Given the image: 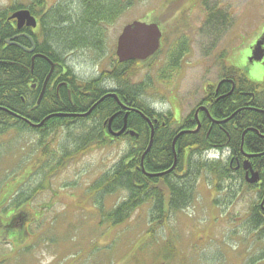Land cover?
I'll return each mask as SVG.
<instances>
[{
	"label": "rangeland",
	"instance_id": "obj_1",
	"mask_svg": "<svg viewBox=\"0 0 264 264\" xmlns=\"http://www.w3.org/2000/svg\"><path fill=\"white\" fill-rule=\"evenodd\" d=\"M11 2L0 0V13ZM134 21L158 23L167 37L168 46L151 61L155 65L144 66L135 78L149 83L143 99L157 111L173 110L182 121L200 101L204 86L218 83L224 64L243 69L253 82L264 81V64L249 62L258 36L264 35V0L135 1L106 26L100 57L90 49L65 52L74 75L85 80L104 76V69H111L117 58L118 36ZM181 37L190 41V51L183 58V68L169 80L165 75L169 72L162 73L169 60L167 50ZM13 137L7 143L3 139L6 145L0 151V202L6 199L8 207L15 186L24 180V192L41 189L20 208L15 235L0 237V264H253L260 258L255 263L264 264V236L258 238L247 225L250 198L239 197L234 205L224 206L227 197L216 188L214 176L202 175L191 206L172 213L151 235L147 207L126 226L111 227L102 219L95 191L90 189L127 153L128 141L94 146L40 185L37 135L26 132ZM208 158L214 159L212 154ZM32 171L35 176L26 182ZM120 196L105 199L103 210L121 201ZM13 211L11 207L1 210L0 221ZM24 229L30 232L26 238L21 235Z\"/></svg>",
	"mask_w": 264,
	"mask_h": 264
},
{
	"label": "trees",
	"instance_id": "obj_2",
	"mask_svg": "<svg viewBox=\"0 0 264 264\" xmlns=\"http://www.w3.org/2000/svg\"><path fill=\"white\" fill-rule=\"evenodd\" d=\"M135 1L138 0H59L55 5H50L49 0H30V7L39 8L37 14L42 16V30L35 36V40L39 41L37 51L53 62L64 64L66 63L64 54L72 48L90 49L98 53L100 57L104 49L106 26L112 24ZM21 4L18 0H13L12 9L22 7ZM6 9L0 13L3 20H5ZM2 26L3 24H0V151L12 136L17 138L26 132L36 134L37 150H40L37 157L38 168L43 174L40 185L57 174L55 170L64 168L78 156L86 154L92 147L112 144L111 137L103 131V123L121 109L114 97L107 98L106 102L87 117H53L45 121L41 127L33 126L50 114L87 112L104 94L103 89L97 86L96 82L105 78L106 81L111 80L112 84L118 87L115 92L118 93L119 101L125 106L134 104L139 112L128 116L127 125L130 136L127 137L128 140L126 139L129 143L127 153L94 180L90 188L95 191L96 204L101 207V217L105 222L111 227L126 226L140 209L147 207L150 217L149 234L155 235L157 229L164 226L172 213L183 211L191 206L202 175L214 176L218 182L216 188L226 194L224 206L233 205L232 188L222 183V181H229L226 180L230 174L229 166H221L224 163L221 160L223 158L209 160L206 155L208 156V152H213L215 147L222 150L226 146H231L232 143L235 148H239L241 139L239 136L236 138L229 127L235 125V122L240 131L241 122L242 125L246 123V126L263 128L264 131V84L259 85L250 81L243 69L227 66L225 73L239 80L243 86L246 85L251 92L255 93V98L237 97L236 100L240 103L248 101L252 106L254 105V109L243 110L239 115L236 114L235 117L225 121L238 108L237 104L232 102L233 97L238 96L236 95L238 90L234 89L228 96L217 102H214V96H212L209 98V100L213 98L209 101L212 105L209 111L217 121L214 122L204 113V129H202L204 131L197 133L187 131L180 134L183 129L190 126L191 122L194 126L196 125L193 114L188 113L179 124L171 111L156 112L143 99V93L146 92L149 83L146 80L141 82L135 80L138 70L141 71L144 66L155 65V63L151 64V61L157 59L168 46L167 37L163 34L161 49L148 61L120 63L118 59H115L111 62L112 68L104 69L102 72L104 76L89 80L80 79L73 75L67 66L65 71L59 65L58 73L71 85L68 88L71 87L73 101H69L68 90L63 87L61 99H57L54 92H46L38 105V94L34 95L33 99L29 98L33 95L31 84L39 83L41 87L50 71L51 64L45 58H36L32 68V54L17 46L4 43V40L16 31L11 27ZM167 51L169 60L164 64L162 73L163 70L168 71L169 73L165 75L170 80L177 70L183 68V58L190 51V41L186 37H181ZM223 67H226L225 64ZM147 78L149 79V75ZM259 109L263 112H258ZM122 112L123 115L126 114L125 111ZM123 118L124 116L119 121L120 125H112L114 130L122 126ZM146 118L153 119L154 136L151 150L142 158L151 140V127ZM130 131H134L135 135L132 136ZM207 132H209L208 136ZM230 136L232 138L229 141ZM5 137L6 143L3 140ZM245 137L248 149L258 152L262 151L263 147L264 151V139L261 140L254 131H247ZM175 163L176 167L171 172L155 176V173H161ZM254 164L260 170L263 168V187L258 188L263 193V210L259 204L250 203L247 225L260 238L264 236V154L257 157ZM47 168L51 169L48 173L45 172ZM35 172L30 173L26 182L35 176ZM47 174H49L48 177H46ZM237 181L241 186L244 179L238 176ZM24 182L25 180L15 186L16 190L11 195L13 200L8 199V207L14 209L11 227H9L11 235L15 232L13 230L17 226L16 220L22 213L20 208L31 202L33 194L36 195L41 189L39 187L34 191L29 188V193H26L22 190ZM248 188L253 189V187ZM115 194L123 195L120 196L121 201L103 210V201ZM5 200L2 199L0 202V214L1 210L6 212L8 209ZM2 222L0 221V237H4L5 233ZM28 234L30 232L25 230L21 235L26 238ZM261 259L253 260L252 263L257 264L255 262Z\"/></svg>",
	"mask_w": 264,
	"mask_h": 264
},
{
	"label": "flooded vegetation",
	"instance_id": "obj_3",
	"mask_svg": "<svg viewBox=\"0 0 264 264\" xmlns=\"http://www.w3.org/2000/svg\"><path fill=\"white\" fill-rule=\"evenodd\" d=\"M58 1L59 0H57L52 5H55L56 3H58ZM21 5H22V7L13 10L12 9V2H11V4H9L8 8L6 9L5 20H3L4 18H2V16L0 15V24H3L2 27H5V26L6 27H11L13 30L16 31L14 34H12L8 38H6L4 40V43L7 44L6 40H10L13 37H16L13 40L15 43H17V44H19V45H21L22 47H25V48H32L33 44H32V41L30 40V38H31L33 40L34 45H35V49H34V51L32 53H29V54H32L31 58H33L34 55H36V54L40 55L41 54V53H39V51H37V46H38V42L39 41L35 40V36L38 35L41 32V30H42V16L37 14V12H39V8L32 9V7H30V0H29V2L27 4L26 3H22ZM21 10H28L30 12V14L35 18V20H36V26L35 27L29 26L27 23H24L21 27H18L17 19L16 18H10L12 14H14L17 11H21ZM42 38H43V36H42ZM41 41L43 42V40H41ZM258 41H262L263 42L262 49L264 50V35H263V33H261L258 36V39H257L256 42H258ZM0 43H1V36H0ZM14 46H17V45H14ZM17 47H19V46H17ZM22 47H19V48L23 49ZM255 47H256V45L252 48V54H251L249 62L250 63L257 62V63H259L260 65L263 66L264 57H263L262 60H259V61H256L255 59H252V55H253V52L255 50ZM36 58H41V57H36ZM53 63H54V68H53V71H52V73H51V75H50V77H49V79H48L46 84H45V81H44V83L42 84L41 87H40L39 83H35V84L32 83L31 84V90L33 91V95L38 94L39 95V99H40L41 93L44 90L43 96H44V94L46 92H48V93L54 92L56 98L57 99H61V93L63 92V87H64V88H67V90H68L67 91L68 99H69L70 102H72L73 98H72L71 87L68 88V86H71V85L68 84V82L63 79V77L58 73L59 71L57 70L58 66L60 65V66H62L63 70L66 71L67 70L66 65H64V63H62V62H58V63L57 62H53ZM225 66L226 67H223V69H222L223 73L220 74L221 77H220L218 83L216 85H214V84L205 85L204 88H203V94H202V96L200 98V101L198 102L196 107L192 111L189 112V113L193 114V119L195 120V122H196L195 124L196 125L194 126V123L191 122L190 126L188 128L183 129L182 131H192V132H195V133H197L199 131H201V132L204 131V130H202V129H204L203 128V125H204L203 124L204 113L207 114L210 117V119L213 120L214 122L217 121L215 118H213L214 116H212L210 114L211 112L209 111V107L211 108L212 105L210 104L209 101H212V99L214 98V102H217L219 99H221V98H223L225 96H228L235 89V88L227 87V85L225 84V82L231 76V75L229 76L228 73H225V70L227 69V65L225 64ZM50 72H51V68H50L49 73ZM49 73H48V75H49ZM49 81H50V84L48 85ZM250 81H252V80H250ZM107 82L111 83V80L106 81L105 78H104V79H101V81H97L96 82V85L103 89V91H104L103 93L104 94L102 95V98H103L102 102L97 104V101H98L97 100L92 106H95V108L97 109L100 105H102L104 102H106L107 98H110V97L116 98V100L118 101V103H119V105L121 107V110L125 111L126 114L123 115V112L121 110L119 112L117 111L118 113H117L116 117L114 118V120H113V122L111 124L113 126L120 125L119 121H120L121 117L124 116L123 121H122L123 124H122V126H120L116 130H114L113 128L110 129V130H107L108 126H107L106 122H104L103 123L104 131H105V134L107 136L111 137V139H112L111 141L112 142H116L119 139H125V140L127 139L128 140L127 137L130 136L129 135V128H128V125H127L128 116L131 113L136 114V113H139V112L134 107L135 106L134 104H127L125 106L123 103H121L119 101V98H118V93L115 92V90H117L118 87L117 86L115 87L114 83H113L114 85L112 83L110 85H108ZM254 83H257L259 85H263L264 81H262V82H254ZM245 87H246V85H245ZM211 88H213L212 89L213 90L212 91L213 94H212V92L211 93L209 92ZM236 95H238V96H234L232 102L236 103L238 108L234 111L232 116H230L229 118L225 119V121H228L231 118L235 117L236 114L239 115V113L241 111H243V110L254 109V105L252 106L250 104V102L247 101V102H244V103L243 102L240 103L239 101L236 100L237 97L238 98L241 97L242 99H246V97H248V96H250L252 98H255V93L254 92H249V93L245 92V94H240V92H238ZM43 96H42V98H43ZM212 96H214V97L211 100H209V98H211ZM39 99H38V102H37L38 105L41 102V99L40 100ZM103 100H104V102H103ZM259 106H262V105L259 104ZM126 107H128L129 110ZM99 109L101 110V107ZM102 109H103V107H102ZM131 109H133L135 111H133ZM263 110L259 109L257 111L258 112H263ZM87 112H88V114L86 116H80L79 118L87 117L93 111H90V109H89ZM87 112L84 111V112H80V113H77V114H83V113H87ZM171 112H172L173 116L175 117L173 110H171ZM68 114H70V113H68ZM47 120H49L48 116L43 121H41L40 123H42V122L44 123ZM177 120H178L179 124L182 122L180 120V118L177 119ZM225 121H222V122H225ZM244 123L245 122H243V124ZM35 124H39V123H35ZM125 124L127 125L126 126V130L124 132H122L121 134H118V136H116L115 134L121 132V130L123 129ZM241 126H242L241 131L237 128L236 122H235V125L229 126L231 128V130L235 133V137L237 138L239 136V139H241L240 140V144H239V148L238 147L235 148L234 147V143H232L231 146H229V147H230V150L231 149L232 150L238 149V153L240 155V159L234 161V162L239 163V165L236 167L235 170L239 174H242V177L244 179V182L241 184V188L239 189V191L232 190L233 205L236 203V201H237V199L239 197H245V198H250V200H249L250 203L259 204V206L263 210V193L261 192V190L258 189L259 187H263V168L261 170L258 169L255 166V164H254V160L257 157L263 156L264 151H263V147H262V151H258V152H254V151H251L250 149H248L247 146H246V137H245V135H246L247 131L251 130V131H254L261 138V140H263L264 139V131H263V128L262 129H258V128H255V127L252 128V127L246 126V123L244 125H242V122H241ZM35 127H37V126H35ZM38 127H41V126H38ZM111 131H112V133H111ZM208 133L209 132H207V136H208ZM231 138H232V136L229 137V141L231 140ZM222 154H223L222 151H221V153H217L216 151H213L212 157L214 159H221V158H223ZM253 172H256L258 174V181L254 182V183L250 182V179L252 177ZM243 184H245V185H243ZM248 187H253V189H249ZM11 218H12V215L7 217V219L4 222H2V223H4V229H5L4 230V232H5L4 233V237H6V238H8V237L12 238L11 231H10V228H9V227H11V222H12Z\"/></svg>",
	"mask_w": 264,
	"mask_h": 264
},
{
	"label": "water",
	"instance_id": "obj_4",
	"mask_svg": "<svg viewBox=\"0 0 264 264\" xmlns=\"http://www.w3.org/2000/svg\"><path fill=\"white\" fill-rule=\"evenodd\" d=\"M10 18L17 19L18 27H21L24 23H27L29 26H32V27L36 26V20L30 14L28 10L17 11L14 14H12ZM162 36H163V33L159 25L155 22L144 23L140 21H134L129 24H126L117 39L116 55L118 57V61L121 63H124L127 61H139V62L148 61L152 56H154L161 49ZM15 38L16 37H13L10 40H6V43L22 47L21 45L13 41ZM30 40L32 41V44H33L32 48L22 47L28 53H32L35 49L33 40L31 38ZM262 45H263L262 41L257 42L255 50L252 55V59H255L256 61L263 59L264 50L262 49ZM36 57L45 58L51 64V72L46 77V80H45V84H46L53 71L54 63L51 60H49L47 56L36 54L32 58V68L34 66V60ZM43 93H44V90L41 93L40 99L42 98ZM87 114L88 112L83 113V114H76V115L86 116ZM68 115H71V114H60V116H68ZM42 124L43 122L39 124H33V126L38 127V126H41ZM126 126L127 125L125 124L121 132L116 133V134L114 133V134L118 136V134H121L122 132L126 130ZM130 134L133 136L135 135V132L131 131ZM153 135H154V132L152 131L151 143H153ZM161 174L162 173L155 174V175H161ZM257 181H258V174L256 172H253L250 182L254 183Z\"/></svg>",
	"mask_w": 264,
	"mask_h": 264
},
{
	"label": "bare ground",
	"instance_id": "obj_5",
	"mask_svg": "<svg viewBox=\"0 0 264 264\" xmlns=\"http://www.w3.org/2000/svg\"><path fill=\"white\" fill-rule=\"evenodd\" d=\"M76 50H78V48H72V49H70V51H76ZM64 65H66L67 66V68H69L70 69V67L67 65V63H65ZM70 72L74 75V73L71 71V69H70ZM225 84L227 85V87H230V88H235V89H237L238 90V92H240V94H245V92L246 93H249V92H251V90L249 89V88H246L245 86H243V84H241L240 82H239V80H236L235 78H232L231 76H230V78H228V80L225 82ZM245 87V88H244ZM29 98L30 99H33L34 98V95H32V96H29ZM102 97H100L99 99H98V101H97V104L98 103H101L102 102ZM103 102H104V100H103ZM128 110H129V108L128 107H126ZM96 108H95V106H91V108H90V111H94ZM154 109V108H153ZM121 110V109H120ZM120 110H117L118 112L120 111ZM131 110H133V109H131ZM137 110V109H136ZM115 112V113H113L111 116H109L108 117V119H107V121L105 120V122H106V124H107V126H108V128H107V130H110V129H112V122H113V120H114V118L116 117V115H117V113L118 112ZM122 111V110H121ZM133 111H135V110H133ZM156 112H164V111H157V110H155ZM68 116H70V117H73V118H78V116L79 115H76L75 113H72L71 115H68ZM57 118V117H60V114L59 113H56V114H50V115H48V119H50V118ZM81 118H84V117H81ZM147 119V122L150 124V127H151V136H152V131L154 132V123L152 122L153 121V119H149V118H146ZM104 131V130H103ZM185 132H187V131H181V133L180 134H184ZM104 133H105V131H104ZM154 136V135H153ZM175 142V141H174ZM175 144V143H174ZM152 145H153V143H151V140H150V143H149V145H147V147H146V149H145V152H144V154H143V156H142V158L145 156V155H147L148 153H149V151L151 150V147H152ZM149 146H150V148H149ZM213 151H216L217 153H221V151L223 152V154H222V157H223V159H221L222 160V162H224L221 166L223 167V166H229V169H230V174H229V176H228V178H226V180H229V181H222V183L224 184V186H228L229 188H232V190H236V191H239V189L241 188V186L239 185V183H238V176L241 178L242 177V174H239L235 169H236V167L239 165V163H237V162H234V161H236V160H239L240 159V155H239V153H238V150L237 149H234V150H230V147L229 146H226V147H224L222 150H220V148L218 147V148H216L215 147V149L213 150ZM208 154H213V152H208ZM206 158L207 159H209L210 160V158H208V156L206 155ZM209 160H206V161H208L209 162ZM205 162V161H204ZM174 167H176V163L172 166V167H169L168 169H166V170H164V171H162L161 173V175H155V176H162V175H165V174H167V173H169V172H171L173 169H174ZM155 174H160V173H155ZM208 177V176H207ZM239 182H242L241 180H239ZM262 235H263V233H262ZM246 260V259H245ZM252 260V259H251ZM250 261V260H249Z\"/></svg>",
	"mask_w": 264,
	"mask_h": 264
}]
</instances>
